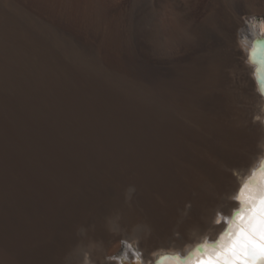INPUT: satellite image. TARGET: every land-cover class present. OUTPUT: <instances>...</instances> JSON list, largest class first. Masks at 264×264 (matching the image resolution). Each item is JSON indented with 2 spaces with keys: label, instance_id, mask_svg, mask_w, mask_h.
<instances>
[{
  "label": "rangeland",
  "instance_id": "rangeland-1",
  "mask_svg": "<svg viewBox=\"0 0 264 264\" xmlns=\"http://www.w3.org/2000/svg\"><path fill=\"white\" fill-rule=\"evenodd\" d=\"M101 1L110 13L135 0ZM185 1L194 23L213 14L215 0ZM42 13L0 0V152L53 159L31 186H0V264H68L115 233L140 252L141 238L195 232L254 148L238 73L165 38L166 72L120 74L71 18Z\"/></svg>",
  "mask_w": 264,
  "mask_h": 264
},
{
  "label": "bare ground",
  "instance_id": "bare-ground-1",
  "mask_svg": "<svg viewBox=\"0 0 264 264\" xmlns=\"http://www.w3.org/2000/svg\"><path fill=\"white\" fill-rule=\"evenodd\" d=\"M16 1L48 19L71 18L107 65L127 76L149 79L166 72L173 56H156L167 54L165 38L180 57H223L238 73L254 133L246 164L227 178L195 232L165 245L140 236V252L128 246L133 236L111 234L102 245H80L68 264H264V0H215L213 14L201 23L190 20L185 0H135L129 9L110 13L101 0ZM167 13L176 25L164 27ZM255 17L263 18L260 30L250 23ZM248 239L256 245L255 255Z\"/></svg>",
  "mask_w": 264,
  "mask_h": 264
},
{
  "label": "trees",
  "instance_id": "trees-1",
  "mask_svg": "<svg viewBox=\"0 0 264 264\" xmlns=\"http://www.w3.org/2000/svg\"><path fill=\"white\" fill-rule=\"evenodd\" d=\"M19 154L17 152H0V186L3 191L11 185L9 178L14 176L20 186L26 182L31 183V186L34 181H38L41 172L46 166H50L53 160L46 157L48 154L44 152L43 154H37V151L28 153V155Z\"/></svg>",
  "mask_w": 264,
  "mask_h": 264
},
{
  "label": "snow or ice",
  "instance_id": "snow-or-ice-1",
  "mask_svg": "<svg viewBox=\"0 0 264 264\" xmlns=\"http://www.w3.org/2000/svg\"><path fill=\"white\" fill-rule=\"evenodd\" d=\"M247 243H248V245L251 246L252 254L255 255V253H256V245H255L254 241L251 240V239H248ZM262 248H264V246H262Z\"/></svg>",
  "mask_w": 264,
  "mask_h": 264
},
{
  "label": "water",
  "instance_id": "water-1",
  "mask_svg": "<svg viewBox=\"0 0 264 264\" xmlns=\"http://www.w3.org/2000/svg\"><path fill=\"white\" fill-rule=\"evenodd\" d=\"M233 216H234V215H233ZM225 232H228V226H227L226 229L224 230V233H225ZM218 240H219V238L217 239V241H218ZM217 241H216V242H217Z\"/></svg>",
  "mask_w": 264,
  "mask_h": 264
}]
</instances>
